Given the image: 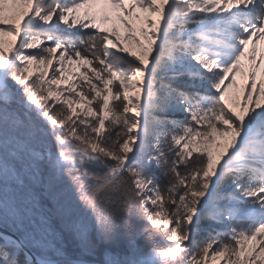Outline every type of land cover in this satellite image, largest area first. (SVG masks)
Instances as JSON below:
<instances>
[{
    "label": "snow or ice",
    "instance_id": "obj_1",
    "mask_svg": "<svg viewBox=\"0 0 264 264\" xmlns=\"http://www.w3.org/2000/svg\"><path fill=\"white\" fill-rule=\"evenodd\" d=\"M0 264H264V0H0Z\"/></svg>",
    "mask_w": 264,
    "mask_h": 264
},
{
    "label": "rangeland",
    "instance_id": "obj_2",
    "mask_svg": "<svg viewBox=\"0 0 264 264\" xmlns=\"http://www.w3.org/2000/svg\"><path fill=\"white\" fill-rule=\"evenodd\" d=\"M122 32H123V29H122V27H121V33H122ZM237 80H238L239 82L243 83V80L241 79V76H240L239 73L237 74Z\"/></svg>",
    "mask_w": 264,
    "mask_h": 264
}]
</instances>
